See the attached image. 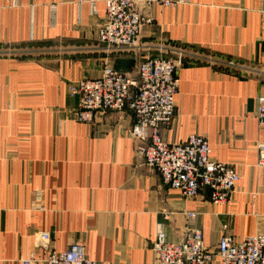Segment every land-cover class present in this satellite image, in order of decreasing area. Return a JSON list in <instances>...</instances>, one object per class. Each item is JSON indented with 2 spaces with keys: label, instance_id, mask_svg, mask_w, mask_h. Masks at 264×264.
I'll return each mask as SVG.
<instances>
[{
  "label": "crops",
  "instance_id": "1",
  "mask_svg": "<svg viewBox=\"0 0 264 264\" xmlns=\"http://www.w3.org/2000/svg\"><path fill=\"white\" fill-rule=\"evenodd\" d=\"M0 0V264H43L37 234L56 251L85 245L98 264H154L163 226L169 241L196 212L205 244L264 234V167L256 145L264 95V0H178L138 8L154 17L138 47L111 51L98 43L104 0ZM55 10V12H53ZM183 55L175 117L162 132L170 144L205 136L212 157L236 167L240 180L226 205L204 189L187 199L144 165L130 130L134 115L100 111L75 120L70 88L106 66L137 76L147 56ZM233 61L235 66L227 67ZM212 264H219L215 260Z\"/></svg>",
  "mask_w": 264,
  "mask_h": 264
},
{
  "label": "built area",
  "instance_id": "2",
  "mask_svg": "<svg viewBox=\"0 0 264 264\" xmlns=\"http://www.w3.org/2000/svg\"><path fill=\"white\" fill-rule=\"evenodd\" d=\"M104 2L105 16L97 38L101 46L111 51L137 48L142 29L155 23L152 15L138 8L139 2L148 7L165 8L181 3L178 0ZM6 3L15 6L17 0H6ZM90 3L96 14V0ZM182 58L181 54L177 59L147 56L139 63L136 77L106 66L100 77L77 81L70 88L79 101L75 120L90 124L97 112L129 109L134 115L130 135L138 143L137 153L143 157L144 165L160 175L164 186L179 191L187 199H194L207 189L212 203L226 205L240 180L236 167L215 160L210 143L203 135L191 134L185 142L170 144L162 134L175 117ZM226 66L233 67L235 63L228 61ZM257 119L264 128V95L258 98ZM256 149L258 165L264 167V141L258 142ZM197 216L196 212L185 213L186 232L177 242L168 240L163 226L157 229L152 244L154 264H212L215 260L219 264H264V234L236 241L225 233L213 250L206 246L202 230L195 225ZM37 247L48 252L43 264H98L87 255L81 242L56 251L49 231L37 234ZM32 261L27 259L23 264Z\"/></svg>",
  "mask_w": 264,
  "mask_h": 264
}]
</instances>
